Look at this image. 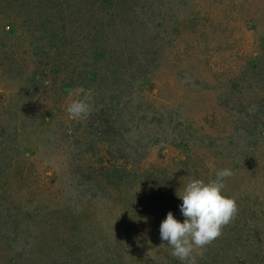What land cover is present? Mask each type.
<instances>
[{"label":"trees","instance_id":"obj_1","mask_svg":"<svg viewBox=\"0 0 264 264\" xmlns=\"http://www.w3.org/2000/svg\"><path fill=\"white\" fill-rule=\"evenodd\" d=\"M187 2L0 0V177L9 186L6 174L19 161L52 146L72 163L64 183L35 164L31 191L0 190L4 229L16 243L29 237L53 254L71 253L56 264L83 263L78 251L91 245L98 264H182L161 241L160 223L169 211L183 222L177 195L189 180L229 168L251 175L239 187L224 181L238 212L193 255L197 264H264V196L252 198L264 181V43L232 77L184 82L196 93L216 89L215 106L195 111L177 85L173 94L153 91L164 49L179 53ZM81 88L91 94V114L72 119L66 107ZM159 143L181 147L182 158L149 161Z\"/></svg>","mask_w":264,"mask_h":264},{"label":"rangeland","instance_id":"obj_2","mask_svg":"<svg viewBox=\"0 0 264 264\" xmlns=\"http://www.w3.org/2000/svg\"><path fill=\"white\" fill-rule=\"evenodd\" d=\"M179 11L181 12L180 19L183 20L185 16L190 19L189 22L184 20L185 24L181 27L173 46V49L179 53L172 56V48L164 49L161 66L152 86L153 91L161 86V92L164 94H173L175 90L172 91V89L176 85L181 87L187 98L193 99L194 110L199 111L207 105L215 106L217 90L209 89L196 93L198 90L195 86L188 81L191 85L188 87L184 82L187 79H193L191 75L207 76L208 80L216 76L232 77L236 71L245 67L249 59L256 56L259 47L264 43V0H188L186 5H180ZM188 47L191 50L186 55ZM165 81L169 83L168 86L164 85ZM3 93L6 96L5 90ZM36 105L37 102L32 108H28L29 117L33 116L35 112L33 108ZM52 147L44 151L41 150V152L37 151V155L33 158L34 161L24 162L23 159L19 161V166L11 170L13 173L10 174L9 171L6 174L10 176L7 177L9 186H6L2 180L3 177H0V190L8 188L19 196L20 191L26 189L31 191V187L38 183L35 164L46 169L50 175L55 174L56 179H59L61 183L66 182L68 177L64 173L68 167L72 166V163L67 160L66 156L54 151ZM19 149L25 150L24 148ZM27 152L31 153L30 150ZM183 154L181 147L159 143V145L148 149L147 158L149 161L168 162L173 159H181ZM24 166L27 167V172L23 173L21 169ZM250 176V173L233 174L227 178V183L239 187V185L249 182ZM252 194H254L252 198H255L257 194L259 197L261 194L264 196V181H258ZM27 197L28 200L31 198V192ZM4 221L0 212V264H49L50 262L56 264L60 259H71V253L64 254L56 251L53 254L47 248L44 240L40 242L36 240L33 244V241L27 237L25 241L16 243L13 240L14 233L8 228L4 229L6 224ZM23 237L19 234V239ZM6 241L11 242V246ZM22 245L25 248L23 254L21 253L22 256L18 257L16 255ZM97 247L91 245L89 248L80 249L78 254L83 258V263L80 264H98L100 254ZM55 248L59 250L58 246ZM144 253L145 256L151 255V251H144ZM104 259L106 264H110L109 258ZM133 264L140 263H136L134 260Z\"/></svg>","mask_w":264,"mask_h":264},{"label":"clouds","instance_id":"obj_3","mask_svg":"<svg viewBox=\"0 0 264 264\" xmlns=\"http://www.w3.org/2000/svg\"><path fill=\"white\" fill-rule=\"evenodd\" d=\"M78 89L80 99H74L66 107L72 119L87 118L91 114V94H84ZM233 172L229 168L219 170L215 178L205 182L202 179H191L182 193L177 195L182 203L179 205L183 222L177 220L169 211L159 226L160 239L172 249L171 255L182 264H197L196 257L202 250L218 239L224 227L229 225L238 212L235 198L224 194V181ZM162 243L161 245H163Z\"/></svg>","mask_w":264,"mask_h":264}]
</instances>
